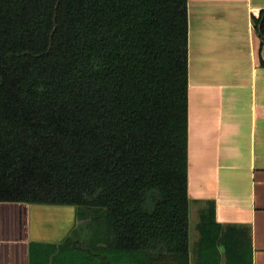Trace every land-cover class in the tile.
Masks as SVG:
<instances>
[{
  "label": "trees",
  "instance_id": "obj_1",
  "mask_svg": "<svg viewBox=\"0 0 264 264\" xmlns=\"http://www.w3.org/2000/svg\"><path fill=\"white\" fill-rule=\"evenodd\" d=\"M187 86V0H0V201L77 221L32 264H190Z\"/></svg>",
  "mask_w": 264,
  "mask_h": 264
},
{
  "label": "crops",
  "instance_id": "obj_2",
  "mask_svg": "<svg viewBox=\"0 0 264 264\" xmlns=\"http://www.w3.org/2000/svg\"><path fill=\"white\" fill-rule=\"evenodd\" d=\"M263 8L187 0L189 203L211 205L221 229L246 230L251 264H264V41L252 19ZM75 221L70 205L0 201V264H32L35 244L53 259Z\"/></svg>",
  "mask_w": 264,
  "mask_h": 264
},
{
  "label": "rangeland",
  "instance_id": "obj_3",
  "mask_svg": "<svg viewBox=\"0 0 264 264\" xmlns=\"http://www.w3.org/2000/svg\"><path fill=\"white\" fill-rule=\"evenodd\" d=\"M210 211L211 206L208 204L189 203V235L192 251L202 235L206 234L213 240L212 249L207 254L202 256L193 253V264H250L248 232L235 231L233 233L229 228H218L212 222Z\"/></svg>",
  "mask_w": 264,
  "mask_h": 264
}]
</instances>
